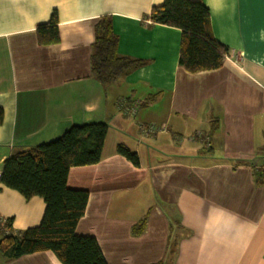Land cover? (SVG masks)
<instances>
[{"label":"crops","instance_id":"1","mask_svg":"<svg viewBox=\"0 0 264 264\" xmlns=\"http://www.w3.org/2000/svg\"><path fill=\"white\" fill-rule=\"evenodd\" d=\"M163 1L0 0V175L18 150L106 123L101 163L71 169L68 187L89 193L76 233L95 238L107 264H264V187L254 179L264 167V0H191L229 50L221 69L197 74L179 64L181 30L149 22ZM54 11L60 43L40 46L36 28ZM105 17L118 55L144 63L110 85L91 65ZM152 126L165 131L147 134ZM45 208L0 182L13 235L39 226ZM0 264L62 263L47 252L0 254Z\"/></svg>","mask_w":264,"mask_h":264},{"label":"trees","instance_id":"2","mask_svg":"<svg viewBox=\"0 0 264 264\" xmlns=\"http://www.w3.org/2000/svg\"><path fill=\"white\" fill-rule=\"evenodd\" d=\"M149 22L181 30L179 64L186 72L197 74L223 67L229 50L216 41L209 10L202 2L164 0L152 8ZM36 35L40 46L60 43L57 11L49 22L36 28ZM117 47L110 18H101L95 27L91 65L103 85L144 66L142 61L120 57ZM3 120L0 108V126ZM108 130L102 122L74 125L58 139L18 150L3 163L1 184L27 201L39 197L46 206L40 225L17 235L12 234L13 219L0 217V254L5 260L51 252L62 264H107L97 240L76 233L86 213L89 193L70 189L68 176L73 168L101 163ZM117 154L140 166L138 154L125 145L117 146ZM254 179L257 186L264 187V167L254 171ZM146 223L144 218L133 229V235L141 236Z\"/></svg>","mask_w":264,"mask_h":264},{"label":"built area","instance_id":"3","mask_svg":"<svg viewBox=\"0 0 264 264\" xmlns=\"http://www.w3.org/2000/svg\"><path fill=\"white\" fill-rule=\"evenodd\" d=\"M165 128H161V129H159V128H156V127H149L148 129H145V131H146V133L147 134H157L158 132H164L165 130H164ZM199 136H197V137H191L190 138V141L191 142H194L195 140H196V138H198ZM3 224V221L1 220V218H0V224Z\"/></svg>","mask_w":264,"mask_h":264}]
</instances>
